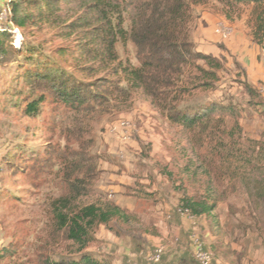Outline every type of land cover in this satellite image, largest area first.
Segmentation results:
<instances>
[{"label": "rangeland", "instance_id": "1", "mask_svg": "<svg viewBox=\"0 0 264 264\" xmlns=\"http://www.w3.org/2000/svg\"><path fill=\"white\" fill-rule=\"evenodd\" d=\"M8 1L0 0V31L9 34L5 40L7 51L0 55V264L59 261L67 264L78 258L75 247L69 246L70 242L65 240V232L55 230L53 202L71 194L64 173L71 174V179L80 177L94 159L98 162V154H92L95 153L92 146L96 143V130L115 133L116 129L123 131L119 138L122 147L130 141L137 143L138 159L130 160V164L142 171L152 170L149 177L154 192L148 193L150 197L142 198L150 200L153 205L161 204L160 211L167 227L161 231L153 225L157 215L146 213L149 224L145 227L150 228L154 237L149 243L145 239H130L128 242L121 239V244L125 243L123 248L131 255L125 257V264L142 261L157 244L165 245L162 259L167 251L174 252L180 246L187 252L186 257L193 256V239L207 248V236L211 237L207 249L221 264H253L258 255L264 257V207L248 192L249 188L253 189L254 180L264 178V86L260 74L263 61L259 55L264 41L254 37L252 5L240 4L229 14L217 0L191 7L189 39L196 50L203 46L218 58L222 68L213 89L197 90L185 97L179 106L194 113L216 103L235 107L239 114L237 122L226 117L221 125L226 131L233 130L234 147L217 153V161L209 166L216 206L211 215L192 216L180 210V199L203 195L202 181L206 178L201 168L197 169V179H193L189 174H183V167L187 156L192 161V168L195 163L199 165L205 156L204 149L191 141L187 131L171 124L160 110L153 107L155 113L145 112L143 95L134 94L131 104L118 105L119 109L108 105L103 107V113L98 110L96 114H78L64 104L56 103L51 92L44 93L25 80L36 71L37 63H41L38 70L67 72L79 80L85 91H98L99 87L89 85L104 78L106 80L100 83L106 87H126L123 67L138 63L133 44L130 41L115 44L121 66H116L117 62L116 67L109 64L108 72L98 70L97 64H93L96 70L85 69L93 67L78 59L80 42L87 38V32L85 29L72 30L67 26L66 18L82 4L80 11H84L87 19L94 20L93 8L87 7L91 0L63 2L58 22L48 17L38 19L33 6L38 0H20L18 2L32 15L23 27L11 21ZM208 18L213 19L214 24H209ZM123 19V27L128 29L127 12H124ZM218 25L229 28L226 38L216 32ZM251 47L254 55L248 52ZM250 64L255 68L256 79L248 76ZM246 85L255 91L254 94L246 90ZM41 93L45 100L40 113L35 117L26 116L23 108L27 101ZM135 109L138 111L132 121L126 120L125 114ZM119 114L122 118L118 117ZM128 149L135 150L131 145ZM117 153L123 156L124 151L117 149ZM81 159L91 161L83 164V168H75V163ZM97 183L98 178L91 182L89 193L78 197L75 204L112 201L111 194L97 190ZM134 195L139 197L140 192ZM138 205L137 211L127 213L129 217L138 215L142 204ZM106 226L112 227L119 238L128 234L119 218H114ZM142 228L135 226L136 231ZM130 243L139 247L142 254L133 251L132 246H126ZM140 243H146V246ZM91 245L92 242L87 248ZM101 254L109 256L106 252Z\"/></svg>", "mask_w": 264, "mask_h": 264}, {"label": "trees", "instance_id": "2", "mask_svg": "<svg viewBox=\"0 0 264 264\" xmlns=\"http://www.w3.org/2000/svg\"><path fill=\"white\" fill-rule=\"evenodd\" d=\"M18 1L20 0H9L7 5L10 6L11 21L23 27L31 20L32 15ZM209 1L211 0H91L87 7L93 8L94 20L85 17L84 11H80L82 4H79L78 8L75 7L76 11L66 18L67 26L72 30L85 29L87 32V38L80 42L78 59L93 66L85 69L96 70L93 64H97L98 70L108 72L109 64L115 66L117 62L116 66H121L115 44L118 41L124 44L130 41L135 47L138 63L123 67L127 86L106 87L104 83H100L106 80L104 78L89 85L99 87L98 91H85L79 80L67 72H55L46 68L38 70L41 63H37L34 68L36 71L25 79L29 85L38 86L44 93L51 92L56 103H62L78 114H96L98 110L103 113V107L108 105L109 108L119 109L118 105H130L134 94L147 98L154 108L164 113L171 124L179 125L187 131L192 139L190 140L198 144L200 149H204L205 156L199 165L195 163L192 168V161L187 156L183 167V174H189L193 179H197V169L201 168L206 178L202 181L205 189L203 195L180 199V209L192 216L211 215L216 206L209 166L217 161V153L231 150L236 142L233 130L226 131L225 127L221 128L225 118L231 117L237 122L239 117L238 109L230 105L211 103L194 113L179 106L193 92L213 89L218 80V71L222 68L218 58L196 50L189 39L191 7ZM217 1L221 2L228 14L234 12L240 4H251L254 37L258 41L264 39V0ZM63 2L73 1L38 0L33 6L39 20L48 17L49 20L58 22L61 19ZM124 12L128 14V29L123 27ZM8 37V33L0 31V55L7 51L5 40ZM245 87L254 94L255 91L249 85ZM44 98L41 93L28 100L23 108L24 114L29 117L37 116ZM62 160L65 161V158ZM88 161L91 160L81 159L74 166L83 168V164ZM99 173L96 159L80 177L71 179V174L64 173L63 178L68 182L71 194L53 202L55 230L65 232V240L70 242L69 246L75 247V253L78 254V258L67 264H107L86 251L94 240L95 230L99 225H107L114 218H129L125 210L111 201H94L82 206L75 204L78 197L89 193L88 188L98 178ZM167 176L172 177L169 172ZM253 183V189L249 188L248 192L264 207V178L254 180ZM50 264L63 263L59 261Z\"/></svg>", "mask_w": 264, "mask_h": 264}, {"label": "crops", "instance_id": "3", "mask_svg": "<svg viewBox=\"0 0 264 264\" xmlns=\"http://www.w3.org/2000/svg\"><path fill=\"white\" fill-rule=\"evenodd\" d=\"M204 16L205 15H203L202 18H204ZM206 20L209 24H214L213 19L208 18ZM262 41H264V39ZM198 51L205 52L207 54L210 52L203 46ZM248 52L252 55L255 53L252 47ZM247 72L248 76L252 79L257 78V73L253 64H250V67H247ZM142 101V106L145 112L149 111L150 113H155V110L148 99L144 98ZM137 111L138 109H135L129 114H125V119L132 121L131 118L133 119L132 116H134ZM118 117L122 118V114H119ZM137 131L139 130L137 129ZM122 133L123 131L121 129H116L115 133H110L108 130L102 133L101 131L96 130V143L94 144V147L92 146V149H94L95 152L92 154H98L97 166L98 170L100 171L98 183L95 186L97 190L104 194H111V202L125 210L127 213L137 211L139 208L138 204H142L141 210L138 212L137 216L129 217L127 220H121L123 222V226H126L128 229V234L124 237L121 236L119 238V234L115 233L112 227H108L103 224L99 225V227L95 230L92 245L86 250L107 264H125V257L128 258L131 256L129 254V250L123 248L125 245L124 240L128 242L130 239H145L147 241L146 243H149V240L153 239L154 236L151 235L150 228L145 227V224H149L146 213L149 212L157 215V218H154V215L152 217L154 218V226H157L161 231L167 229L163 222L162 212L160 211L163 208L161 204L153 205L150 203V200L142 198V196L148 198L150 197L148 193L154 192V185L149 177V174L152 176V170L149 172L142 171V169H139L134 164H130V160L138 159L139 152L137 149L139 148L137 143L134 141H130L127 145L122 147L121 141L119 139ZM128 145L134 146L135 150L131 151L128 149ZM117 149H119V151H124V154H122L123 156L117 153ZM139 176H142V178L139 179ZM136 192H140L139 197L134 195ZM135 226L143 227L141 229L142 231H136ZM136 234H139V236H135ZM123 238L124 245L121 244V239ZM208 239L211 240V237L207 236L206 238L207 246L209 247ZM146 243L140 244L141 246L145 247ZM132 245L133 244L130 243L126 246ZM100 250L103 253L106 252V254H108L110 257L101 254ZM134 250L138 251L139 255L142 254V250H140L139 247H133V251ZM186 253L187 252L184 251L183 246H180V249H176L174 252L173 250L167 251L159 264H198L194 260L193 256L188 255L186 257ZM262 260H264V257L258 255L255 258V262L253 264H264V261ZM219 264L221 263L219 262Z\"/></svg>", "mask_w": 264, "mask_h": 264}, {"label": "built area", "instance_id": "4", "mask_svg": "<svg viewBox=\"0 0 264 264\" xmlns=\"http://www.w3.org/2000/svg\"><path fill=\"white\" fill-rule=\"evenodd\" d=\"M216 32L222 37L226 38L227 35L230 33V30L228 27L224 25H218ZM260 57L263 61V69L261 72V83L262 86H264V48H261L260 50ZM183 212H187V211H183ZM193 246H194L193 256L198 264H219L214 254L209 249L205 248L200 241H198L197 239H193ZM164 253H165V245L157 244L150 252H148L144 256L142 261H134L131 262L130 264H159Z\"/></svg>", "mask_w": 264, "mask_h": 264}]
</instances>
